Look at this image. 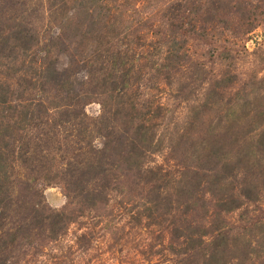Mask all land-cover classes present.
I'll use <instances>...</instances> for the list:
<instances>
[{"label": "trees", "instance_id": "16d2710c", "mask_svg": "<svg viewBox=\"0 0 264 264\" xmlns=\"http://www.w3.org/2000/svg\"><path fill=\"white\" fill-rule=\"evenodd\" d=\"M46 3L54 30L36 26L35 10L24 0H0V264H7L15 240L25 241L33 230L55 237L69 221L62 212L45 211L38 181L57 183L67 199L94 209L106 205L108 193L123 194L120 182L131 175L146 189V217H169L168 239L161 244L169 260L264 264V230L247 211L264 196V77L235 90L238 76L230 62L238 49L213 51L214 60L228 63L216 73L186 50L189 40L202 42L206 35L194 30L214 29L218 16L235 18L233 30H253L264 17V0H176L165 6L157 44L161 67L173 74L184 70L174 95L191 109L177 117L181 121L170 114V128L160 136L173 157L155 166L145 161L161 139L146 121L129 132L127 144L119 139L109 145L118 139L110 120L119 114L109 109L121 107L116 93L131 80L120 54L86 55L77 46L112 42L126 29L128 16L119 13L125 12L118 0ZM101 57L107 67L94 68ZM78 73L88 81L75 80ZM97 93H110L109 102L92 120L83 108ZM152 119H163L160 110ZM96 137L104 140L99 148L92 145Z\"/></svg>", "mask_w": 264, "mask_h": 264}, {"label": "rangeland", "instance_id": "374dc122", "mask_svg": "<svg viewBox=\"0 0 264 264\" xmlns=\"http://www.w3.org/2000/svg\"><path fill=\"white\" fill-rule=\"evenodd\" d=\"M24 1L29 9L35 10L34 17L38 20L36 26L50 27L54 30L52 24L54 14L52 9L50 11L47 9V0ZM172 1L176 0H118L121 5L119 10L125 12L119 13L128 16L126 29L119 30L121 34L112 42L106 40L99 46L94 42L77 44L78 49L86 55H104L108 58L109 50L120 54L124 62L123 68L128 71L131 80L128 88L122 87V91L115 92L117 95L115 100L123 102L121 107L115 109V105L109 109L112 112L117 110L119 113L110 120L111 128L118 139L112 140L109 145L118 144L119 139L127 144L131 139L129 132L146 121L145 128L148 131L153 128L156 138L161 139L157 151L146 157L145 164L148 166L171 163L173 155L164 137L160 135L164 132L163 129L170 128L167 121H170L172 112L175 111L173 114L175 122L181 121L180 118L191 109L174 95L176 94L174 81L186 75L184 70L180 74L167 73L161 67L162 48L157 47V44L162 43L159 32L165 31L161 30V27H165L164 9ZM201 3L205 4L203 1ZM115 17L119 16L115 14ZM218 20L219 23H216L212 30L204 26L205 30H194L206 35L202 42L192 40L187 42L188 54L196 61L207 63L208 69L216 73L217 70H224L228 63L221 59L214 60L213 51L221 47L236 48L239 54L230 62V68L236 70L238 76L234 89L240 90L243 84L247 85L254 81V78H263L264 17L258 19L256 28L251 31L233 30V25H236L233 17L218 16ZM225 25L228 28H225ZM242 28L244 29V26ZM103 59L104 57L97 59L93 67L98 68L100 65L107 67L104 62L101 64ZM164 77L168 78V83ZM74 78L84 80L82 73L76 74ZM106 94L110 95L105 93L103 96L97 93L86 103L83 112L87 118L95 120L101 114V108L107 101L109 102ZM186 95L189 97L188 103L193 104L191 95L187 93ZM158 110L163 119L155 121L152 116ZM144 111H148V115L140 117ZM179 115L180 118H177ZM132 118L134 120L130 122ZM89 132L94 133V129L90 128ZM103 142L104 140L96 137L93 138L92 145L99 148ZM54 149L55 159H58L59 151L55 147ZM61 156H66V153L62 151ZM135 180L132 175L127 176L126 183L120 182L119 185L123 194L108 193L106 205L94 209L82 208L67 199L61 185L38 181L35 188L41 195L45 211L62 212L69 221L55 237L33 230L25 241L15 240L9 247L7 264H178L169 260L170 255L167 251H162L161 247L168 239L166 224L169 217H146L143 205L146 189L138 182L135 184ZM262 198L260 205L249 206L247 211L249 216L261 221L257 224H262L260 227L264 230V196ZM236 217L237 214L230 217L231 224H236L234 223Z\"/></svg>", "mask_w": 264, "mask_h": 264}]
</instances>
